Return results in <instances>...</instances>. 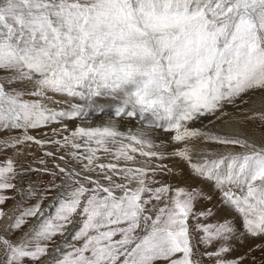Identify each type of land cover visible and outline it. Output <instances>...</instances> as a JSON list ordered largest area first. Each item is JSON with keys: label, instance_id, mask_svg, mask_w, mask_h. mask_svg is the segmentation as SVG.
I'll list each match as a JSON object with an SVG mask.
<instances>
[{"label": "snow or ice", "instance_id": "1", "mask_svg": "<svg viewBox=\"0 0 264 264\" xmlns=\"http://www.w3.org/2000/svg\"><path fill=\"white\" fill-rule=\"evenodd\" d=\"M90 114L112 119L64 123ZM204 120L229 134L194 126ZM131 121L139 128L122 131ZM257 121L259 132L248 127ZM52 124L63 142L29 134ZM47 144L77 150L79 167L17 161ZM9 150L0 264H246L257 250L264 264V0H0V154ZM32 172L53 177L45 191L61 189L54 215L43 195L25 206Z\"/></svg>", "mask_w": 264, "mask_h": 264}, {"label": "rangeland", "instance_id": "2", "mask_svg": "<svg viewBox=\"0 0 264 264\" xmlns=\"http://www.w3.org/2000/svg\"><path fill=\"white\" fill-rule=\"evenodd\" d=\"M57 99H59V98H57ZM73 103H78V101H73ZM110 119H112V117L108 114H103V115H91L90 114L88 116V118H86V119H76V120H72V121H64V123H66L68 125L69 129L71 127H73L72 129H75L78 126V124L81 127H83V125H85L87 127L86 124L91 122V121H94L95 123L104 125V124H107ZM124 125H126V126L129 125V127L132 126V128L134 127L135 130H137L139 128V123L137 121H131L130 123L126 122L125 124L121 125V129H123ZM206 125L208 126V128L212 127L209 129H211L213 132H220L221 134H229V132H226V131L224 132L222 130L221 127H223L222 126L223 124H221L220 126L208 125L207 120H204L203 122L197 123L194 126L197 128L204 129ZM61 127H62V125L52 124V125H49V126L44 127V128H40V129H36V130H30L29 134L33 135L37 139L57 140L55 138L60 137L59 139H61V137L63 138V135H67V133H64L62 135H54L53 128H56L59 130ZM248 127L259 132V122L258 121L255 123L250 122L248 124ZM5 135H8V134H5ZM161 135H163V134H161ZM52 137H54V138H52ZM50 146H52V144H47L44 150H41L36 145H33L31 148H24V149H22L24 154L16 157V159L18 162L23 163L25 167H28L29 165H31L33 168H37V169L47 168L50 171H57L58 170L56 167L57 165H59L60 167H65L68 170H72L73 167H79L78 165H76V162L71 155L72 151H77V150L71 149L70 147H65V148H62V151L64 154L67 153L66 155H63V154L57 155L55 158L44 156V151H50ZM210 146L211 147H219V146H215V145H210ZM79 151H83V150H79ZM29 152H31V155L28 154ZM12 155H13V153L11 150H9L7 152V155L0 154V161L5 160L8 156H12ZM61 156H63L64 159H60ZM68 156L71 157L72 160H69ZM40 159H43L45 161V163L43 165H41L39 163ZM101 159H102V162H104V163L109 162V158H107V157L102 156ZM112 162H115V161H112ZM91 175L95 176V173H92ZM28 180H31L33 188L36 189V194H35V197L33 199L29 200L25 206H31L32 204L36 203V201L40 199L41 195H43L44 198H43V202L41 204V208L45 210V213H44L45 216L54 215L55 210H56L55 206H54L55 197L61 189L60 188H53L50 191H45V189H47L49 186V182L53 180V177L47 173H44V172H32L26 178V182L24 185L25 187H27ZM61 183H62L61 176H57L55 178V184L60 185ZM101 183H106V181L101 180ZM180 183H181V185H184L185 183L193 184V182L191 180H187V179L185 181H181ZM64 190L69 191L70 189H64ZM205 190L206 191L209 190L207 188V186H205ZM7 195L11 196L12 192H8ZM216 200H217V197L214 195L213 203H215ZM14 202L15 201H13V200H9L6 206L11 207ZM205 206H206V202L205 203H199L196 205L195 211H197V212L202 211V210H204ZM207 206L211 207L212 205L207 204ZM218 219H219V216L209 218L208 220L203 221V222H205V223L214 222L215 223ZM69 227L71 228L72 226H69ZM76 227L78 228V225ZM66 235L69 236V243H75V242L70 240L71 232L66 233ZM62 239L63 238L57 237V241H56L57 244L62 243ZM194 244H195V241H194ZM201 248H202V246H201ZM50 250H51V246H50ZM245 251H247V246L239 248L237 250V252L232 253V256H236L238 254H243ZM251 257H255L257 264H259V261L262 259V254L258 250L252 252L249 256V259L246 261V264H252Z\"/></svg>", "mask_w": 264, "mask_h": 264}, {"label": "bare ground", "instance_id": "3", "mask_svg": "<svg viewBox=\"0 0 264 264\" xmlns=\"http://www.w3.org/2000/svg\"><path fill=\"white\" fill-rule=\"evenodd\" d=\"M63 107H67V106H64V105H62ZM72 124V123H71ZM83 124V123H82ZM87 125V127L85 126V125H83V127H85V128H88V127H97V126H103V125H101V124H98V123H95L94 121H91V122H89V123H87L86 124ZM78 126H79V124H78ZM218 126H220V125H218ZM223 127H221L222 128V130L225 132H230V130H229V128H228V126L227 125H222ZM128 127H129V125H124L123 126V129H121L122 131H127L128 130ZM130 127H132V126H130ZM73 127H71L70 129H72ZM209 128H212V127H209ZM133 130L135 131V128L133 127ZM214 130V129H213ZM48 138V137H47ZM52 138H54V137H52ZM60 137H57V138H55V139H57V140H60L61 142H63V138L61 137V139H59ZM50 151H54L55 152V157L57 156V155H66V154H64L63 153V151H62V148H60L59 150H57V146L55 145V144H52V146H50ZM66 157V156H65ZM68 159L69 160H72L71 159V157H69L68 156ZM212 223H214V222H212Z\"/></svg>", "mask_w": 264, "mask_h": 264}]
</instances>
